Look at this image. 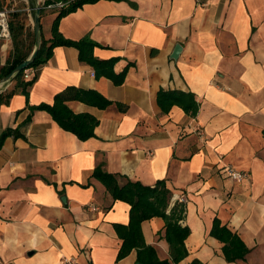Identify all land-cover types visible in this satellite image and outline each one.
<instances>
[{"label": "crops", "instance_id": "0c3cea01", "mask_svg": "<svg viewBox=\"0 0 264 264\" xmlns=\"http://www.w3.org/2000/svg\"><path fill=\"white\" fill-rule=\"evenodd\" d=\"M55 17L42 18L46 40ZM59 29L96 43L99 60L119 58L117 74L134 66L116 86L96 78L76 48L57 47L28 97L17 93L1 106L0 137L9 128L22 137L7 138L0 151V264H139L135 250L118 261L115 226L128 225L131 207L93 177L98 168L145 186L165 182L169 210L185 204L189 255L179 264H264V0H101L64 17ZM68 87L113 103H68L99 120L94 138L81 141L48 112H31ZM11 89L13 82L0 93ZM161 89L193 93L197 116L179 106L163 114ZM226 166L248 179L233 182ZM215 219L244 242V260L227 262L224 243L211 235ZM142 232L161 260L171 259L162 218L145 221Z\"/></svg>", "mask_w": 264, "mask_h": 264}, {"label": "trees", "instance_id": "16d2710c", "mask_svg": "<svg viewBox=\"0 0 264 264\" xmlns=\"http://www.w3.org/2000/svg\"><path fill=\"white\" fill-rule=\"evenodd\" d=\"M5 1L0 0V10L4 9ZM99 1L101 0H45L41 10V21L47 13L56 14L51 28L52 38L46 40L42 35L39 54L27 69L34 70L35 76L32 79H26L25 73L27 70L17 74L12 80L13 89L0 93V108L7 105L17 93H22L28 97L29 90L36 82L40 68L52 58L53 51L57 47L76 48L79 51V59L94 69L96 78L110 79L116 86L124 84L129 69L134 66L132 63L120 74H117L114 68L119 62V58L99 60L93 55V50L98 47L96 43L87 38L79 41L66 39L59 29L60 21L64 17L75 13L87 4H95ZM60 2L65 3L63 8H54L48 12L49 6H55ZM28 26L26 7L18 9L10 15L9 27L13 49L5 65H2L0 60V82L32 55L36 47V39L34 32L29 33ZM2 45L3 43L0 41V50ZM72 101L81 102L101 110H106L113 105L111 101L95 90L68 87L55 97L53 104L31 107V112H48L62 129L73 133L81 141L94 138L99 120L90 114H75L68 106V103ZM157 102L163 114H169L174 106L181 107L191 117H196L199 111L196 96L191 92L161 89L157 95ZM30 121L29 118L25 125ZM9 137H22L21 128H9L2 133L0 151L5 140ZM93 177L105 185L114 201L125 202L131 207L128 225L115 226L117 234L122 240L118 261L129 256L134 250L137 251L139 264H179L188 257L186 240L190 235V229L183 225L186 207L185 204H176L169 210L172 192L165 182L160 181L153 187L145 186L140 182H133L127 177L103 172L100 168L94 172ZM153 218H162L165 221L164 239L170 247V260H161L157 250L152 246H148L144 240L142 224ZM211 235L224 243L223 253L229 263L244 260L249 253L248 248L239 236L226 226H222L218 219L214 221ZM192 264L202 263L195 260Z\"/></svg>", "mask_w": 264, "mask_h": 264}, {"label": "water", "instance_id": "95a60500", "mask_svg": "<svg viewBox=\"0 0 264 264\" xmlns=\"http://www.w3.org/2000/svg\"><path fill=\"white\" fill-rule=\"evenodd\" d=\"M30 6V10L32 13L33 23H34V33H35V39H36V47L32 53V55L23 63H21L18 67L15 68V70L6 78H4L0 82V89L10 82H12L13 78L19 74L22 71H25L29 68V66L36 60L41 44H42V27H41V10L42 6L39 4L38 0H27ZM181 46L177 45L175 47L174 53L171 56L173 60H177L179 58V54L181 53Z\"/></svg>", "mask_w": 264, "mask_h": 264}, {"label": "built area", "instance_id": "2783aa9c", "mask_svg": "<svg viewBox=\"0 0 264 264\" xmlns=\"http://www.w3.org/2000/svg\"><path fill=\"white\" fill-rule=\"evenodd\" d=\"M64 6H65V3L60 2L56 4L55 6H49L48 9H51V10L54 8L61 9ZM9 21H10V12L6 8L0 10V41H2L3 45H7L12 42ZM34 73H35L34 70H27L25 73V78L29 79L31 76L34 75ZM223 173L228 179L238 184L243 183L249 177L248 173L238 171L231 166H226L223 169ZM66 263L76 264L73 260H66Z\"/></svg>", "mask_w": 264, "mask_h": 264}, {"label": "rangeland", "instance_id": "374dc122", "mask_svg": "<svg viewBox=\"0 0 264 264\" xmlns=\"http://www.w3.org/2000/svg\"><path fill=\"white\" fill-rule=\"evenodd\" d=\"M27 1V0H26ZM43 6V5H41ZM26 7L27 8V4L25 2H23V0H6L5 1V5H4V8H6L9 12H10V15L12 13H14L15 11H17L18 9H21V8H24ZM29 9V8H28ZM51 11V9H48V12ZM31 13V12H30ZM31 16H32V13H31ZM31 18H32V22H31ZM29 17V13H28V27H29V33L31 32H34V23H33V16L32 17ZM44 27H45V33H47L48 31L50 32V27H47V23L46 21L44 22ZM42 35L43 34V31H42ZM45 38V37H44ZM10 47L7 51H3L4 53H2V57L5 58V57H8L10 56V53L13 49V45H12V42L9 43ZM12 45V46H11ZM3 46V45H2ZM2 50V48H1ZM1 52V51H0Z\"/></svg>", "mask_w": 264, "mask_h": 264}]
</instances>
